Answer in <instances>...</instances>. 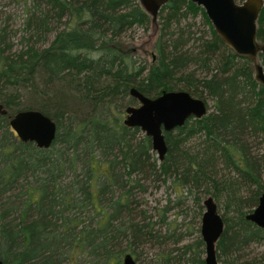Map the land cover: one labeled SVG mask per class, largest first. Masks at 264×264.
Masks as SVG:
<instances>
[{"label":"trees","instance_id":"16d2710c","mask_svg":"<svg viewBox=\"0 0 264 264\" xmlns=\"http://www.w3.org/2000/svg\"><path fill=\"white\" fill-rule=\"evenodd\" d=\"M16 1L25 8L18 46L16 34L0 22L6 111L0 115V187L17 190L13 208L0 212L3 264H59L56 257L76 248L103 256L106 264H120L128 251L139 264H205L202 240L183 242L185 234L168 220L188 196L200 215L206 197L225 203L219 264H264V229L245 219L264 191L261 164L250 155L254 140L264 142V86L254 79L252 62L215 34L204 10L189 0L168 1L156 14V58L137 63L116 45L133 28H148L152 16L139 0ZM198 17L208 30L197 36ZM257 41L264 45V4ZM258 61L264 70V54ZM131 88L148 98L184 91L206 105L204 117L165 133L167 153L159 164L150 138L123 125L125 109L137 103ZM25 110L54 120L50 149L23 143L12 132L9 119ZM62 146L73 153L69 167L82 166L84 183L61 186ZM43 169L48 180L24 184L28 172ZM139 174L170 180L174 200L157 210L155 221L135 199ZM84 208L92 214L87 225L73 213ZM127 240L114 254L112 245ZM150 243L160 250L148 259L140 249ZM253 246L262 250L255 254Z\"/></svg>","mask_w":264,"mask_h":264},{"label":"water","instance_id":"95a60500","mask_svg":"<svg viewBox=\"0 0 264 264\" xmlns=\"http://www.w3.org/2000/svg\"><path fill=\"white\" fill-rule=\"evenodd\" d=\"M170 0H139L143 10L155 18L158 11ZM202 8L215 34L239 57L249 59L254 67V79L264 86V70L258 55L264 54V45L257 41V21L263 8L262 0H189ZM131 98L137 106L125 109L123 125L138 128L150 138L152 151L162 162L167 145L165 133L182 127L188 119H201L207 114L205 103L184 91H163L156 98H148L130 89ZM0 104V115H5ZM9 126L19 141L32 143L40 150L52 146L57 126L51 118L37 110L19 111L9 119ZM202 206L200 235L204 244V263L219 264L216 257V244L224 231V222L212 197H206ZM245 219L256 227L264 229V191L258 204ZM0 264L3 262L0 260ZM122 264H136L130 255H125Z\"/></svg>","mask_w":264,"mask_h":264},{"label":"rangeland","instance_id":"374dc122","mask_svg":"<svg viewBox=\"0 0 264 264\" xmlns=\"http://www.w3.org/2000/svg\"><path fill=\"white\" fill-rule=\"evenodd\" d=\"M244 0H237L238 3H241ZM263 4H264V0ZM24 4L21 1L16 0H0V22L2 25L8 27V29L16 34V37L13 39L14 45L20 43V39L23 33V19L24 15ZM150 23L148 28H133L129 31L123 40L117 43L116 48L119 53L123 55H128L129 57L133 58L137 63L146 62L151 63L156 58L155 53V44L160 33V23L158 21V17L155 18L150 17ZM196 31L199 32L197 34H205L208 30L207 26H204L203 22L201 21V17L196 19ZM13 34V35H15ZM53 39V35L48 37V41L45 43V46H48L50 41ZM191 47V45H190ZM196 68V67H194ZM193 68V69H194ZM254 73V67H253ZM208 104L211 105V101H208ZM138 105V102L135 104ZM2 134H0L1 139ZM198 141L192 139L189 143V146L194 147ZM251 152L250 155L253 159L258 161L261 164V181L264 183V142L260 138L254 140L253 144L251 145ZM60 153L64 154L63 163L65 171L63 172V176L60 178L59 182L61 186H68L69 184L76 183V182H85L84 172L82 170V166L79 164H75V167L71 168L70 160L73 157V153L66 149L64 146L60 147ZM156 156V153L153 152ZM157 157V156H156ZM1 163V161H0ZM157 158V164H159ZM145 175L139 174L136 178L140 180L141 187L134 190L135 199L137 203L140 205V208L147 209L149 214L152 216L153 220L155 221L157 218V210H160L165 203L170 200H174V192L172 190L170 180L163 181V177L158 178H146L144 179ZM50 177L46 174V171H30L25 176L24 184L30 185L29 187H35L38 183L48 180ZM51 184V183H49ZM5 190L4 188L0 187V212L7 209H12L13 206L10 203L14 202V194L17 190ZM115 194H118L115 191ZM205 198V197H204ZM14 205V203H13ZM202 205V204H201ZM218 212L221 216L224 215V201H219L218 204ZM204 212V208L202 206V214ZM75 216L79 217V221L87 225L89 222H92V214L87 210V208L80 211L73 212ZM200 211L197 205L192 203V199L190 196L187 197L185 202L180 205L179 207H174L170 212H168V220L172 221L175 220L178 228L185 234V238L183 242H194L197 239H201L200 235V224H201V217ZM66 216H71V213ZM229 217V216H228ZM13 219V218H12ZM95 219H93L94 221ZM155 228L159 230H165V228H159L155 226ZM126 242H130L129 240L125 242H116L112 245V251L114 254L118 253L120 250H124L126 248ZM149 242H155L154 240ZM254 249V253L260 252L262 249L256 248L253 246L251 250ZM158 250H160L157 244H147L143 248L141 247L140 251L146 255L147 258L153 257ZM61 251H64L61 250ZM249 251V250H248ZM248 254L247 250L245 252ZM130 254V251L127 252ZM123 256V255H122ZM103 257V256H102ZM100 255H89L88 249L86 248H76L71 250L69 254H62L57 258L59 264H106L104 259ZM110 264H115V260H112ZM120 264H122V258L120 259ZM139 264V263H136Z\"/></svg>","mask_w":264,"mask_h":264}]
</instances>
